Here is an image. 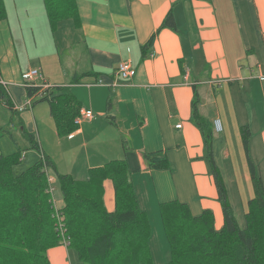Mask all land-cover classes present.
I'll list each match as a JSON object with an SVG mask.
<instances>
[{
	"label": "crops",
	"instance_id": "0c3cea01",
	"mask_svg": "<svg viewBox=\"0 0 264 264\" xmlns=\"http://www.w3.org/2000/svg\"><path fill=\"white\" fill-rule=\"evenodd\" d=\"M76 1L77 19L62 21L61 29L58 25L50 56L52 74L43 62L42 34L35 35L41 59L35 64L30 55L24 28L35 23V15L9 11L0 21V87L6 94L0 100V155L19 153L28 166L46 155L60 173L79 180L87 179L92 168L124 159L151 227V213L157 221L158 206L176 200L189 205L194 216L212 211L220 230L222 203L206 159L204 135L193 118L196 85L199 115L213 130L215 162L229 202L244 225L255 196L243 143L245 127L251 133L250 156L264 182V0ZM170 13L175 29L162 27ZM34 28L30 26L33 33ZM153 36V45L144 49ZM61 53L66 54L64 62ZM125 61L136 69L134 77H118V67ZM34 69L43 78H37L34 91L39 90L30 96L23 74ZM44 82L51 86L47 91L69 87L82 109L95 113L94 119L78 125L73 138L59 136L69 145L68 153L59 158L43 148L41 152L36 137L42 135L36 102L45 96ZM29 101L31 107L23 108ZM44 121L50 131L53 125L56 130L53 118ZM26 133L35 136L39 148ZM77 148L86 152L83 160L73 157ZM160 151L168 157V170L150 169L144 159L145 153ZM64 156H72L67 168H62ZM47 174L58 188L55 206L63 209L57 177L49 167ZM104 188L105 206L112 212V181L106 180ZM152 238L153 229L150 247ZM48 257L51 264H80L76 252L65 245L51 248Z\"/></svg>",
	"mask_w": 264,
	"mask_h": 264
},
{
	"label": "trees",
	"instance_id": "16d2710c",
	"mask_svg": "<svg viewBox=\"0 0 264 264\" xmlns=\"http://www.w3.org/2000/svg\"><path fill=\"white\" fill-rule=\"evenodd\" d=\"M43 1L53 30L60 22L78 17L76 0ZM6 10L4 0H0V21L7 18ZM162 27L176 28L172 13ZM154 40L155 36L143 48L151 47ZM26 88L30 96L39 90ZM193 89V118L204 135L206 159L222 203L224 226L220 230L216 228L210 210L194 216L189 205L180 201L160 204L170 246L166 264H264V182L250 156V129L245 127L242 133L255 196L249 202L245 223L241 225L214 159L213 130L199 115L197 86ZM47 90L42 100L49 103L59 136L71 135L78 129L75 120L82 109L79 100L69 87L56 86ZM4 95L0 87V100ZM5 102L11 105L7 97ZM26 135L39 148L35 136ZM144 159L150 169L171 168L164 152L145 153ZM20 162L19 153L0 155V264H51L48 251L58 245L74 250L80 264H156L150 247V218L140 208L126 160L116 159L92 168L87 179L82 180L60 173L46 155L29 169L16 174L14 167ZM45 167L51 168L57 177L64 202L61 209L66 230L64 238L68 244L64 243L58 229L59 220L53 196L48 191ZM108 179L115 191L112 212L107 210L104 201V182Z\"/></svg>",
	"mask_w": 264,
	"mask_h": 264
},
{
	"label": "rangeland",
	"instance_id": "374dc122",
	"mask_svg": "<svg viewBox=\"0 0 264 264\" xmlns=\"http://www.w3.org/2000/svg\"><path fill=\"white\" fill-rule=\"evenodd\" d=\"M4 3L5 4L7 3V6H6L8 8V10H6L7 14L9 11L10 13L17 11L18 13L20 12L22 14L29 13V14L35 15V23H27V26H25L26 28H24L25 36H27L29 40L30 55L31 54L33 55L35 64L39 62V60L41 59L42 50L38 46H35L36 45L35 35L38 36L39 34H42L43 43L40 46L43 47V53H44L43 62L46 64V66H48L46 67L47 72L52 74V68H49L53 63V59H50V56L52 53L51 51L52 49L56 48L55 42L58 39L57 36L59 35V30L65 24L63 22H60L62 25L60 26V29L58 27L56 30H53V28L51 27L50 20H49L47 10H46L43 0H4ZM32 25H35L34 33L30 30V26ZM61 55H60V61L62 60V62H64L65 61L64 56L66 54L61 53ZM56 76H58V78L61 79V74L59 73L58 70H56ZM54 78H55V75H54ZM74 80H75V77H74ZM36 103H37L36 106L39 107V111L41 112L39 116V123H40L41 132H42L41 133L42 137L39 135V133H36L37 134L36 137L38 138V141H40L41 143L40 147L42 146L40 148L41 152L43 151L42 150L43 148L47 153L50 154L51 152H53L52 153L53 156H55V158H59L63 153L65 152L68 153L67 150L69 148V145H67L66 140L59 139L58 130L57 128L55 130L54 125L52 128V131H50L48 126L45 124L44 119L46 118L52 121V116L49 111V107H50L49 103L47 101L42 100V97L39 98ZM41 140H43V143ZM11 143L12 142L10 141V145ZM75 150H76L75 155L73 157L83 160L86 152H84L81 148H77ZM36 151L40 153L38 150ZM21 152H22L21 154L24 153V151H21ZM22 156L21 158L24 161L25 156L24 155ZM71 158L72 156L63 157L62 168H67L66 165ZM28 164H30L28 163V160L25 161V163H22L21 161L19 165L14 167L16 169V171L15 169L14 171L16 172V174H19L29 169L31 165H29L30 166L29 167ZM56 189L58 190V188ZM158 211L159 213L157 212V215L159 219L157 221L154 217V214L151 213L152 229H153L151 252H152V256L154 257V262L156 264H166L169 261V257H170V253H169L170 246H169V242H168L166 232L164 229V225L162 222L160 206H158Z\"/></svg>",
	"mask_w": 264,
	"mask_h": 264
},
{
	"label": "built area",
	"instance_id": "2783aa9c",
	"mask_svg": "<svg viewBox=\"0 0 264 264\" xmlns=\"http://www.w3.org/2000/svg\"><path fill=\"white\" fill-rule=\"evenodd\" d=\"M135 74H136V69L133 67V65L130 61H125V62L120 63V65L118 67V73H117L118 77H121L123 79H128V78L134 77ZM37 78H43L42 74L37 69L30 70V71L23 74V79L26 81V86H29V87H36ZM116 85H118V83ZM50 87L51 86L49 84H46L45 82L42 85L43 90H47ZM41 97H42V95H41ZM31 105H32V103H31V101H29L23 108H26L27 106L31 107ZM94 118H95V113L91 109H81L79 117L76 120V124L79 125L84 120H92ZM215 125H216L217 129H220L221 128L220 120H216ZM180 127H181V125L178 126V128H180ZM70 137L73 138L74 135H70ZM47 169H48V167H45L46 173H47ZM48 181H49L48 191L52 194V196H54L55 191H56L55 181L49 175H48ZM53 202L55 205L54 198H53ZM55 210H56V216L59 220L58 229H59L60 234L64 238L65 237V231H66L64 229V225H65L64 224V217L62 215L61 209H58L55 206ZM63 241H64V243L68 244L67 239L64 238Z\"/></svg>",
	"mask_w": 264,
	"mask_h": 264
}]
</instances>
